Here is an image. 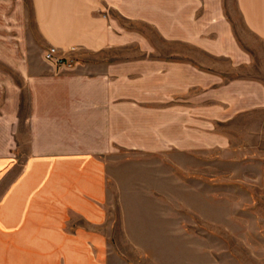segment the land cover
Wrapping results in <instances>:
<instances>
[{
  "label": "crops",
  "instance_id": "1",
  "mask_svg": "<svg viewBox=\"0 0 264 264\" xmlns=\"http://www.w3.org/2000/svg\"><path fill=\"white\" fill-rule=\"evenodd\" d=\"M29 1L42 40L94 53L59 74L41 55L0 56V264H107L103 157L185 139L183 94L219 77L220 60L250 63L239 33L264 36V0ZM118 18L156 29L163 57L104 52L124 44Z\"/></svg>",
  "mask_w": 264,
  "mask_h": 264
},
{
  "label": "rangeland",
  "instance_id": "2",
  "mask_svg": "<svg viewBox=\"0 0 264 264\" xmlns=\"http://www.w3.org/2000/svg\"><path fill=\"white\" fill-rule=\"evenodd\" d=\"M10 2L0 0V56L24 53L35 64L41 55L59 74L94 53L83 44L42 40L30 1L25 0L24 13L13 12ZM14 17L23 21L22 29ZM118 20L124 44L104 52L121 55L124 62L163 57L156 29ZM239 35L250 63L220 60L219 77L205 74L203 83L183 94L185 139L173 140L170 148L156 141L154 150L117 149L103 157L107 264H264V36ZM50 48L71 64L47 62L43 55ZM187 52L199 50L188 46ZM1 84L0 100L6 95Z\"/></svg>",
  "mask_w": 264,
  "mask_h": 264
},
{
  "label": "built area",
  "instance_id": "3",
  "mask_svg": "<svg viewBox=\"0 0 264 264\" xmlns=\"http://www.w3.org/2000/svg\"><path fill=\"white\" fill-rule=\"evenodd\" d=\"M44 59L54 66H64L71 64L72 60L69 58H63L56 53L54 48H50L45 51Z\"/></svg>",
  "mask_w": 264,
  "mask_h": 264
}]
</instances>
